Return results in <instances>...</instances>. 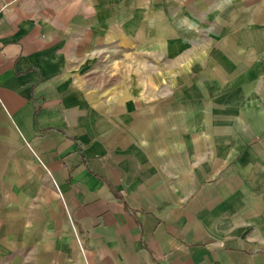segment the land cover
Wrapping results in <instances>:
<instances>
[{"label":"crops","instance_id":"crops-1","mask_svg":"<svg viewBox=\"0 0 264 264\" xmlns=\"http://www.w3.org/2000/svg\"><path fill=\"white\" fill-rule=\"evenodd\" d=\"M259 162L264 0H0V264H264Z\"/></svg>","mask_w":264,"mask_h":264},{"label":"rangeland","instance_id":"rangeland-1","mask_svg":"<svg viewBox=\"0 0 264 264\" xmlns=\"http://www.w3.org/2000/svg\"><path fill=\"white\" fill-rule=\"evenodd\" d=\"M101 68V71L102 72H104V73H116L115 72V69H122V68H124V67H120V66H101L100 67ZM134 68H138V67H134ZM260 163V166H261V169L263 168L264 169V163H262V162H259ZM254 164H256L255 162H252V161H249V162H246L245 163V165L244 166H246V169H248L249 171H252V169H253V166H254ZM264 185V184H263ZM253 195V193H252V191L251 192H248L247 193V195H246V197L247 196H252ZM261 199L264 201V190L261 192Z\"/></svg>","mask_w":264,"mask_h":264}]
</instances>
